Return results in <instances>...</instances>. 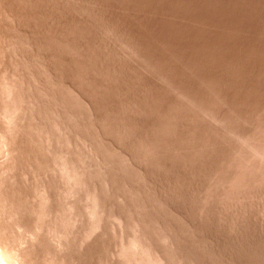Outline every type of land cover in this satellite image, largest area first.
Here are the masks:
<instances>
[{"label":"rangeland","instance_id":"374dc122","mask_svg":"<svg viewBox=\"0 0 264 264\" xmlns=\"http://www.w3.org/2000/svg\"><path fill=\"white\" fill-rule=\"evenodd\" d=\"M0 264H264V0H0Z\"/></svg>","mask_w":264,"mask_h":264}]
</instances>
